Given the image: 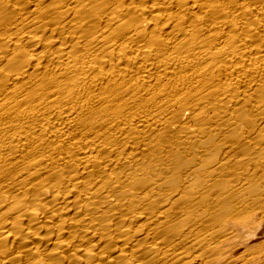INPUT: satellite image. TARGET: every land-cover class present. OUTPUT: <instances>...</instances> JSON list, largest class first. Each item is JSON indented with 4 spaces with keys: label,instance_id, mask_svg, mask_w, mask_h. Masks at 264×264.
<instances>
[{
    "label": "bare ground",
    "instance_id": "6f19581e",
    "mask_svg": "<svg viewBox=\"0 0 264 264\" xmlns=\"http://www.w3.org/2000/svg\"><path fill=\"white\" fill-rule=\"evenodd\" d=\"M0 264H264V0H0Z\"/></svg>",
    "mask_w": 264,
    "mask_h": 264
}]
</instances>
